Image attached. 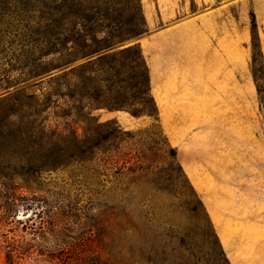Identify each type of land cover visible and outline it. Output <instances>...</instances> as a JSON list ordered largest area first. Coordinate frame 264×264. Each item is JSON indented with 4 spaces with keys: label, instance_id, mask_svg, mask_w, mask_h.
<instances>
[{
    "label": "rangeland",
    "instance_id": "374dc122",
    "mask_svg": "<svg viewBox=\"0 0 264 264\" xmlns=\"http://www.w3.org/2000/svg\"><path fill=\"white\" fill-rule=\"evenodd\" d=\"M109 1L121 7L120 0ZM140 2L146 31L133 43L123 45L130 39L110 51L139 45L149 69L156 117L107 108L94 110L92 116L101 122L115 120L123 148L134 156H151L149 147L156 140L150 132L160 127L202 200L230 264H264V107L252 73L254 23L262 51L258 60L264 66V0ZM49 6L51 0H0V83L7 87L0 97L38 96V123L45 127L43 133L39 131V141L50 142L51 132L56 131L70 146L71 132L83 136L89 121L80 96L74 110H69L73 102L69 95L80 93L83 83L75 72L62 88L66 98H57L52 80L82 61L56 69L61 62L50 56L37 68L44 72L39 77L27 80L14 71L8 82L4 80L7 71L24 64L23 50L57 45L40 36L38 22L44 11L49 13L44 8ZM73 10L72 5L66 8L67 29ZM259 83L264 85V76ZM11 101L0 105V113L13 109ZM129 102L142 106L133 97ZM20 112L23 124L30 121L33 112L25 107ZM153 124L159 127L151 129ZM168 151L167 147L164 156L163 152L157 156L156 165H163ZM77 159L68 156L65 167L43 174L41 180L50 189L77 195L82 205L93 199L96 214H101L106 199L105 216L127 230L139 253L143 246L168 244V259L178 263L179 238L195 225L179 185L162 170L149 175L128 168L90 170ZM23 217L20 209L18 218ZM167 227L172 228L173 238L166 237ZM3 246L0 235V264H8ZM16 264L49 263L35 256Z\"/></svg>",
    "mask_w": 264,
    "mask_h": 264
},
{
    "label": "trees",
    "instance_id": "16d2710c",
    "mask_svg": "<svg viewBox=\"0 0 264 264\" xmlns=\"http://www.w3.org/2000/svg\"><path fill=\"white\" fill-rule=\"evenodd\" d=\"M51 1L53 6L44 7L49 13L44 11L38 24L42 27L41 38L57 45L23 50L24 64L7 71L4 80L8 82V74L14 71H19L27 80L39 77L44 72L37 68L50 56H57L61 62L56 69L82 61L53 78L56 85L53 96L66 98L62 88L68 77L78 72L83 89L69 95L73 102L68 106L73 111L80 96L89 121L83 127V136L76 130L71 132L70 146L63 142V134L56 131L51 132L50 142H41L39 131L43 133L45 127L38 123V96L22 98L17 93L0 97V105L11 99L13 105L11 111L0 113V235L6 262L16 264L36 256L49 264H230L202 200L159 125L151 127H159V131L150 132L156 140L149 147L151 156H134L123 148L119 137L122 132L115 120L101 122L92 116L94 110L107 108L129 111L134 116L156 117L149 69L139 45L110 51L146 31L140 0H120V8L111 6L109 0ZM69 5L74 10L70 29H67ZM252 38V73L264 107V85L259 83L264 76V66L258 60L262 51L255 23ZM6 88L0 83V91ZM132 97L142 101V106L132 105L129 102ZM23 107L33 112L26 124L21 118ZM79 120L75 122L78 124ZM38 126H41L39 130ZM141 132L139 130L138 134ZM167 147L169 155L159 167L157 156L161 152L164 156ZM68 156L78 158L90 170L128 168L144 175L165 171L169 180L179 185V193L195 220L194 227L179 238V262L168 259V244L143 246L139 253L128 239L127 230L105 216L109 208L106 199L101 214H96L91 207L93 199L82 205L77 195L72 197L43 183V174L65 167L70 162ZM20 209L23 218H18ZM173 233L171 227L165 229L166 237L173 238Z\"/></svg>",
    "mask_w": 264,
    "mask_h": 264
},
{
    "label": "water",
    "instance_id": "95a60500",
    "mask_svg": "<svg viewBox=\"0 0 264 264\" xmlns=\"http://www.w3.org/2000/svg\"><path fill=\"white\" fill-rule=\"evenodd\" d=\"M135 40H136V39H132V40H130V41L124 43L123 45H125V44H129V43L131 44V43H133ZM123 45H120V46H118V47H121V46H123Z\"/></svg>",
    "mask_w": 264,
    "mask_h": 264
}]
</instances>
